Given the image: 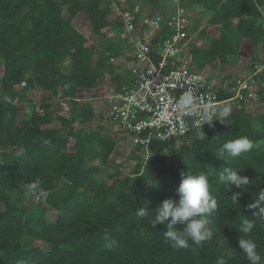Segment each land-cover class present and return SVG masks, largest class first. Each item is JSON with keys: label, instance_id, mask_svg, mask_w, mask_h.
Masks as SVG:
<instances>
[{"label": "trees", "instance_id": "1", "mask_svg": "<svg viewBox=\"0 0 264 264\" xmlns=\"http://www.w3.org/2000/svg\"><path fill=\"white\" fill-rule=\"evenodd\" d=\"M179 1L187 9L201 6L218 29L207 46L192 44V60L199 68L215 61L227 64L230 55L240 54L244 38L252 40L254 51H264V0ZM144 3L148 10L162 11L163 0ZM111 5L112 0H0V264H216L231 247L236 252L227 264H249L240 252L238 228L241 219L252 216L248 205L264 187V111L254 116L246 107L233 108L228 124L203 126L207 138L198 139L197 130L182 139L186 142L180 147H173L177 140L152 143L154 156L144 168L141 162L132 176L123 178L117 171L110 184L97 178L103 172L100 167L89 164L107 160L119 139L107 130H76L74 123H90L96 117L92 102L80 104L78 96L97 88L107 75L118 81L110 57L123 53L125 45L119 35L94 62L88 39L73 20L84 11L93 32L106 36ZM198 23L194 19L191 30L204 35ZM67 59L71 73L64 68ZM35 88L54 95L62 90L70 103L69 125H47L48 119L36 110L19 123V103ZM257 101L264 102V87ZM240 136L252 141L253 148L237 158H220L222 144ZM9 149L22 152L11 154ZM223 167L239 169L250 180L246 191L234 189L242 191L239 201H233L231 191L218 180ZM181 171L205 174L218 206L209 218L213 238L199 246L190 241L188 249L176 250L164 239L167 225L152 228L137 210L150 207L154 213L159 202L178 198ZM163 176L169 178L150 183ZM36 181V194L25 198V183ZM32 199L38 201L27 210L24 203ZM46 205L60 212L54 224L45 218ZM105 233L117 241L115 247H104ZM251 238L264 258V224L257 222Z\"/></svg>", "mask_w": 264, "mask_h": 264}, {"label": "built area", "instance_id": "2", "mask_svg": "<svg viewBox=\"0 0 264 264\" xmlns=\"http://www.w3.org/2000/svg\"><path fill=\"white\" fill-rule=\"evenodd\" d=\"M144 5L142 0H112L125 51L110 57L119 78L108 79L110 93L103 107L105 123L120 143L149 155L152 143L186 138L219 119L223 106L247 107L257 101L264 87V63H256L249 73L237 72L234 79L210 81L207 70L192 60L196 32L191 30L190 9L179 0L171 14ZM189 90L194 101L190 111L179 103ZM223 92L229 96L221 97ZM204 113L207 119L201 118Z\"/></svg>", "mask_w": 264, "mask_h": 264}, {"label": "clouds", "instance_id": "3", "mask_svg": "<svg viewBox=\"0 0 264 264\" xmlns=\"http://www.w3.org/2000/svg\"><path fill=\"white\" fill-rule=\"evenodd\" d=\"M193 102V94L189 90L180 98L179 103L182 109L190 111ZM231 111L230 106H223L219 110V119L209 120L207 124L211 126L213 121L228 124L226 121L230 117ZM201 118L207 119V113L202 114ZM195 135L200 140L208 137L203 128H200ZM252 148V141L246 136H240L224 142L219 149V157L224 158L227 154L228 157L237 158ZM240 173L239 169L233 167H223L217 173L219 182L231 191L233 201H239L242 191H246L245 186L250 184L249 178ZM181 177L180 184L176 189L178 198H168L159 202L154 208V213L150 207L137 210V215L141 218H147L152 228H156L157 225H167V231L163 233L164 239L176 250L188 249L190 241L199 246L213 238V231L209 227V218L214 215L218 206L217 200L210 193L209 179L205 174L181 171ZM38 184L39 181L25 183V198H31L36 194ZM234 189L242 191H235ZM248 209L252 210V216L250 218L245 216L241 219L238 228L239 233H241L238 240L240 252L245 255L249 264H262L264 258L257 251L258 246L251 238V233L257 222L264 224V187L259 189L256 197L248 205ZM178 225L183 227L179 228ZM103 239L105 248L111 249L117 245V241L109 233H105ZM234 252L236 250L232 247L227 249L224 255L217 259L216 264H227Z\"/></svg>", "mask_w": 264, "mask_h": 264}, {"label": "rangeland", "instance_id": "4", "mask_svg": "<svg viewBox=\"0 0 264 264\" xmlns=\"http://www.w3.org/2000/svg\"><path fill=\"white\" fill-rule=\"evenodd\" d=\"M162 8L167 6H172V8H176L178 4V0H163ZM181 3V2H180ZM183 6V5H182ZM184 7V6H183ZM190 8V7H189ZM190 11L192 12L193 19H198L199 27L206 30V33L204 35L199 34V37H202L204 41H202L201 45L207 46L211 40V38L216 34L217 28L215 29L212 24L209 23L208 18L210 13L205 12L201 6H196L193 8H190ZM80 13V14H79ZM78 15L74 18L73 22H75L76 25H81L80 29H83V34L88 39L87 47L91 48L94 52V62H96L98 56L103 52L104 46L107 45L110 42L115 41L119 38V29L116 25V20L112 18L113 15H110L109 19L112 23L105 28V34L106 36H100L93 32L91 22L89 21V18L87 17V14L84 11L79 12ZM198 37V38H199ZM199 42V41H198ZM251 42L248 41L247 44L244 45L243 53L239 56H230L228 59L229 68H226L227 65L220 64L218 61H215L211 68L216 72L214 75H221V77L225 75H229V78L234 79L235 76H237V70L236 67L238 64L242 65V68H253V65L256 63L264 62V51L263 50H253V46H251ZM255 56L256 59L254 60L252 56ZM257 61V62H253ZM64 68L66 73H71L72 67L70 60L67 59L64 63ZM240 67V66H239ZM3 71H4V65L2 60H0V82L3 77ZM111 78L110 75H107L105 77L104 82H100L98 87L94 90L89 91H81L78 96V100L80 101V104L84 101H90L94 105L95 111H96V117L95 119L90 123H81L76 122L73 124V126L78 130V132H85L88 130H96V131H111L109 127L111 126L109 124H106L107 118L105 115V107L103 105L107 106L108 102L107 97L110 93V91H107L108 86V79ZM212 81V79H209ZM107 83V84H106ZM104 84H106L104 88ZM106 89V90H105ZM3 94L0 91V97H2ZM69 101L66 100L63 97L62 90L59 92L58 95H54L53 93L46 91L42 88H35L31 89L28 92V96L23 103H19V112L21 115V120L19 123H22L24 118H27L29 114L36 110L41 117L47 118V125H50L52 127H63L67 124L69 125L68 119H69ZM248 112L251 115H257L259 112L264 111V102L260 101H253L251 104H249L247 107ZM67 119V121H66ZM109 126V127H108ZM106 128V129H105ZM118 136V135H117ZM184 139V138H182ZM182 139L177 140L176 144H174L173 147H180L185 140L182 141ZM189 142V141H188ZM264 142V141H263ZM133 145L130 143H120V140H118V146L115 147L112 154L108 157L107 160L103 161L100 159H94L90 161V165L95 167H100L103 172L97 176L98 179H100L101 182L110 184L113 181L112 175L119 171L121 173V177L124 176H132L133 175V169L135 166H137L139 163L141 164L143 168L146 166V163L148 160L153 158V152L149 155H146L145 151H138L133 149ZM170 148V147H169ZM11 154L15 153H21V149H9L8 150ZM164 153H168V150H166ZM2 154V150L0 149V156ZM1 163V162H0ZM170 164L173 163V161H169ZM145 164V165H144ZM169 176H163L159 178H153L151 179L152 184H158L159 182L163 180H167ZM37 199L28 200L24 203V207L27 210H31L33 207H35L37 203ZM46 211H45V218L48 223L54 224L57 222L60 216V212L55 210L54 208L50 207L49 205H46ZM30 239L27 237V240ZM40 240V239H39ZM38 240V241H39ZM39 243L45 244L43 241L40 240ZM46 246V245H45Z\"/></svg>", "mask_w": 264, "mask_h": 264}, {"label": "crops", "instance_id": "5", "mask_svg": "<svg viewBox=\"0 0 264 264\" xmlns=\"http://www.w3.org/2000/svg\"><path fill=\"white\" fill-rule=\"evenodd\" d=\"M142 2L144 3V0H142ZM163 4H165V3H163ZM144 8H145V5H144ZM175 9H176V8H175ZM175 9L172 8V6H167V5H165V6L162 8V11H163L164 13H166V14H170L171 12L175 11ZM79 14H80V13H79ZM263 15H264V10H263ZM112 18H113V16H112ZM73 25L75 26V28H76L78 31H80L81 33H83V29H80V26H81L80 24H79V25H76L75 22H73ZM214 28L216 29V27H214ZM201 29H202V28L199 27V30H201ZM198 33H199V32H198ZM198 33L196 32L194 42H195V44H196L197 46L205 47V46L201 45V43H202V41H204V39H203L202 37H199V36H198V35H199ZM198 37H199V38H198ZM198 41H199V42H198ZM248 41H250L251 44H252L251 46H253V42H252L251 39H249V38H244L243 41H242L241 51H240V54H239V55H242L244 45L247 44ZM193 44H194V43H193ZM260 50H262V49H260ZM192 52H193V45H192L191 54H192ZM239 55H234V56H239ZM230 56H232V55H230ZM230 56H229V57H230ZM256 62H257V61H256ZM261 63H264V62H261ZM213 64H214V63H211V64H209V65H207V66L205 67V69L207 70V72H208V74H209V76H210L211 79H213V80H217V81H221V82H225L226 80H231V79H232V78H229V77H228L229 75H225L224 78H223V76L221 77L220 74H219V76H218V75H214V74H216V72H214V70H212L213 68H211ZM225 65H227L226 68H229V67H228V66H229V63H227V64H225ZM239 66H240V67H239ZM241 67H242V65L238 64V66L236 67L237 72L249 73V72L251 71L250 68H249V69H248V68H242V69H241Z\"/></svg>", "mask_w": 264, "mask_h": 264}]
</instances>
